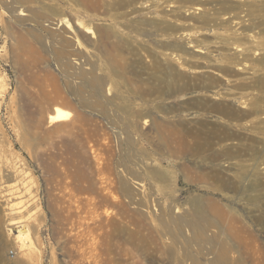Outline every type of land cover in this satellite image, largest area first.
I'll list each match as a JSON object with an SVG mask.
<instances>
[{"label":"rangeland","instance_id":"obj_1","mask_svg":"<svg viewBox=\"0 0 264 264\" xmlns=\"http://www.w3.org/2000/svg\"><path fill=\"white\" fill-rule=\"evenodd\" d=\"M0 264H264V0H0Z\"/></svg>","mask_w":264,"mask_h":264},{"label":"bare ground","instance_id":"obj_2","mask_svg":"<svg viewBox=\"0 0 264 264\" xmlns=\"http://www.w3.org/2000/svg\"><path fill=\"white\" fill-rule=\"evenodd\" d=\"M21 15H25L24 13H21ZM71 24L67 25V28H71ZM80 28L83 29V32L86 33L87 35H93L95 34L93 29L91 27L88 26H80ZM197 51H199L197 49ZM72 117V112L68 109L62 108V107H56L54 108V110L49 114L48 116V120L47 123L49 125L53 124V123H59V122H63V121H68L70 120Z\"/></svg>","mask_w":264,"mask_h":264},{"label":"built area","instance_id":"obj_3","mask_svg":"<svg viewBox=\"0 0 264 264\" xmlns=\"http://www.w3.org/2000/svg\"><path fill=\"white\" fill-rule=\"evenodd\" d=\"M12 253V252H11Z\"/></svg>","mask_w":264,"mask_h":264}]
</instances>
